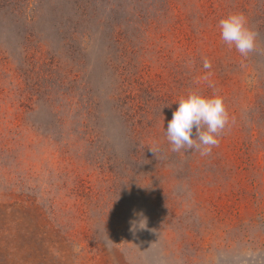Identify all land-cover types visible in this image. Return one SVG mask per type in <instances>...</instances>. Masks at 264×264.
<instances>
[{"label":"rangeland","instance_id":"374dc122","mask_svg":"<svg viewBox=\"0 0 264 264\" xmlns=\"http://www.w3.org/2000/svg\"><path fill=\"white\" fill-rule=\"evenodd\" d=\"M191 91L208 155L166 138ZM0 264H264V0H0Z\"/></svg>","mask_w":264,"mask_h":264},{"label":"clouds","instance_id":"9594fccd","mask_svg":"<svg viewBox=\"0 0 264 264\" xmlns=\"http://www.w3.org/2000/svg\"><path fill=\"white\" fill-rule=\"evenodd\" d=\"M218 27L224 43L230 48L234 46L241 56L247 57L255 49L257 34L248 26L244 14L231 13L219 21ZM203 67L210 69L211 62L205 59ZM229 119L222 97H206L191 91L179 99L168 122L166 138L173 152L194 150L208 155L213 146H218Z\"/></svg>","mask_w":264,"mask_h":264}]
</instances>
